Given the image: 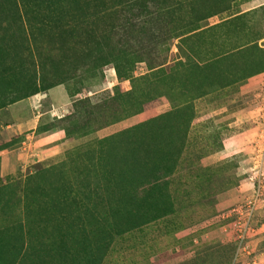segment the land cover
<instances>
[{
    "label": "rangeland",
    "instance_id": "rangeland-1",
    "mask_svg": "<svg viewBox=\"0 0 264 264\" xmlns=\"http://www.w3.org/2000/svg\"><path fill=\"white\" fill-rule=\"evenodd\" d=\"M16 4L21 0H0V152H14L15 162L3 174L0 155V264H264V70L251 75L264 56V0H225L219 14L200 23L201 32L164 42L162 34L139 33L143 18H133L138 28L105 44L129 43L139 57L144 53L137 61L130 56L133 70H123L128 78H118L115 62L75 73L68 62L56 69L60 84L21 100L15 97L31 78L18 66L39 75L44 61L35 46L42 43L47 56L58 58L69 45L63 41L59 51V40L43 45L45 36L31 28L36 22L22 6L21 34L23 25L13 19ZM101 8L110 19L93 24L98 37L102 29L113 33L127 15L110 4ZM70 26L78 33L86 29ZM187 59L206 71L183 89L168 75L186 70ZM151 65L161 69L156 78ZM116 89H135L141 100L150 92V98L140 112L102 128L94 122L80 127L82 104L102 105ZM41 93L48 97L37 103ZM39 113L36 128H20ZM169 113L159 127L186 131L175 137L169 169L152 179L158 163L150 153L146 167L138 160L131 175L116 170L117 187L110 160L94 156L100 140ZM108 117L106 111L102 122ZM132 149L125 153L128 166ZM116 189L126 190L128 202H117ZM102 225L113 232L102 236Z\"/></svg>",
    "mask_w": 264,
    "mask_h": 264
},
{
    "label": "trees",
    "instance_id": "trees-1",
    "mask_svg": "<svg viewBox=\"0 0 264 264\" xmlns=\"http://www.w3.org/2000/svg\"><path fill=\"white\" fill-rule=\"evenodd\" d=\"M33 1L39 0H21V5L16 4V11H14L16 13L13 15L17 17L13 18L14 21L17 24L21 23L23 25V20H21L22 17L18 13L21 8L20 6H22L26 10L25 12L27 16L28 14L30 15L28 16V19L32 23L34 22L31 19L36 22V27L31 28H36L38 34L40 32L45 36L43 45L48 40H52L50 43H57V40H59V43L57 44L58 51L61 48V43L63 41L64 44L69 45V47L67 51H63V53H60L58 58H55L57 53H55V55L47 56L44 53L42 43L39 46L36 45L35 50H39V52H43L44 54V61L39 64V75L31 73L29 70H24L23 66L11 64L9 68L12 72L14 70L16 71L18 66V72L21 75H27L31 78L30 81L25 80L28 84L23 91L18 93L15 97L16 100L24 99L39 92H46L50 88L60 84L62 81H60L59 78L62 75H60L59 71L56 69L58 67H63L64 64L68 62H72L74 65V72L72 71L73 73L80 69L87 68L86 65H88V69H90V66L92 68L104 65L106 62H115V69L118 78L123 77L126 79L128 77H124L127 75L123 74V70L125 69L127 72L133 70V65L135 63L130 56L134 55L137 61L143 58L144 53H141L140 55H142V57H139L138 51H131L125 46L129 43L123 44L122 46L121 42H116L117 46L113 45L110 47H108L109 45L105 46V44L109 42L108 40H113V36L117 38L119 35V38H122L123 34L133 31L134 28H138L135 24H133V22H131L133 18L135 19L139 16H141L140 18H143L141 25L143 23L145 26L138 29L139 33H147L148 35L155 36V38L162 34L159 38H162L161 40L164 42L169 39L171 40L173 38L186 35L189 32H201L200 23L209 17L219 14L221 12L220 4L225 2V0H72L73 5L75 6H67L64 4L63 0H42L40 2ZM103 4L104 7L107 4L119 7L121 8L120 12L122 11L124 14L126 11L127 15H125V17L122 16V23L120 22L119 24L113 26L111 31L113 33H109L110 31L106 32L102 29L103 33L98 37L93 24L98 21L103 22L105 17L110 19L108 16L109 14L106 13L107 9L101 8ZM134 10L139 11L140 14L137 15ZM10 13L12 12L10 11ZM129 14L131 17L128 16ZM8 18H10V15ZM71 22H77V26L79 28H82L84 25V28L86 27V29H84L82 33H78L72 26H70ZM127 23H129V25H127ZM120 24L124 25L120 26ZM220 25L222 26V24L217 23L214 26L220 27ZM52 26H56L57 31H54L55 29L53 30L51 28ZM58 26H60V28H58ZM46 27H50L47 32L41 31ZM120 27H122V32ZM23 30L24 31H20L21 34L25 32L24 25ZM68 34L70 35L69 37L66 36ZM26 50L28 51L27 55L31 58L33 56L31 53L32 49L28 47ZM47 53H50V50L47 51ZM215 59L216 58L213 57L210 61ZM48 61L50 64L47 63ZM187 61L189 62L186 70H184L185 68L182 70L177 67V72L171 71V74L168 75V77L171 78H178V81L182 82L180 86L183 89L185 87L184 85L186 80H194L193 82H195L198 74H201L199 72L202 70H204V72L206 71V67L204 68L203 65L201 68L200 65L190 59H187ZM183 62L184 61H181L180 63ZM259 63L260 65L257 63V71H254L251 75L264 70V56L259 60ZM49 65H51L50 69H48ZM150 69L152 70L150 74H152L151 77L153 78H156V75H158L161 70H154L152 65L150 66ZM207 75L208 74H206V76ZM23 78L25 77H22L21 80H23ZM193 85L194 84H191L190 86L192 87ZM116 90L115 94L110 97L109 100L106 99L102 105L99 104L98 106L87 107L85 103L82 104L79 112L84 115L80 120V123H82L80 127H86L94 122L98 124V128H102L112 122H116L140 112L143 102L146 101V98L147 100L150 98L148 97L150 92H145L143 94L144 99L141 100L138 98L140 96L137 95L135 89L126 92H121V90L118 89ZM78 101L82 102V99ZM106 111L109 112V120L106 119V122H102L105 118ZM170 115V113L163 114L162 116L155 117L136 126L127 128L111 137L101 139L94 156L98 154H101V156L105 155V157L110 160V162H108V168H113L109 170H113V172L116 173L118 171L119 175L122 177V174L127 175V172L131 175L133 169L138 163V160L140 167L145 166V164H147V162L151 159V153L152 157H155L153 160L154 163H156V165L158 163V166H156L154 171L151 172L154 176L152 179H159L157 174H159L163 168L168 170V166H171V162L175 160V137L177 136V140L179 137L184 138L186 136V131L185 133H182L181 130L178 132L173 131L171 133V128H175L173 125H169L170 127L168 126L167 128L159 127V123L162 118L164 119V117H168ZM150 141L152 143H150ZM106 145H108V149L106 148ZM127 145L129 147H133L131 150L133 153H131L132 163L129 166L127 154L125 155L128 149ZM140 150H142V152ZM127 166L128 168L126 169ZM144 173L145 172H142L143 176ZM117 175L118 173L114 176L115 178L112 179V183H116L118 181V178H116ZM116 185L119 187L120 182L118 181ZM116 190L118 192V196H116L117 202L123 204L128 202V199L123 197L127 196L126 193H124L126 190ZM101 201H104V199H101ZM120 210L121 209L119 208V211ZM107 227L109 226L102 225L100 227V234L102 236L108 234L109 231L113 232ZM111 232L110 235L112 234Z\"/></svg>",
    "mask_w": 264,
    "mask_h": 264
},
{
    "label": "crops",
    "instance_id": "crops-1",
    "mask_svg": "<svg viewBox=\"0 0 264 264\" xmlns=\"http://www.w3.org/2000/svg\"><path fill=\"white\" fill-rule=\"evenodd\" d=\"M44 96L48 97V93H41V94H38V100H36V97H34V100H36L37 103H40V100H42V98H44ZM40 115L41 113H39L37 116H33V117H27L21 124H19L20 128L24 129V130H31L33 128H36L37 127V124H38V121H39V118H40ZM8 152V155H6L5 153H2L0 152V155H1V165H2V173L5 174L7 172V170H10L12 168H14L15 166V162H12L11 161V156L10 154H13L11 153L10 151H7ZM8 156V158L6 157ZM17 161V159H16Z\"/></svg>",
    "mask_w": 264,
    "mask_h": 264
}]
</instances>
